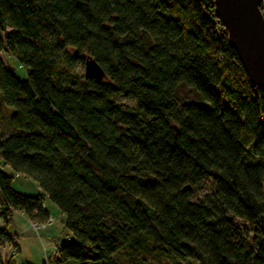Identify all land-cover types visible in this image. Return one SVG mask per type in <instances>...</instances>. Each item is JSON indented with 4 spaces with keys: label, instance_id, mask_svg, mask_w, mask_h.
<instances>
[{
    "label": "trees",
    "instance_id": "trees-1",
    "mask_svg": "<svg viewBox=\"0 0 264 264\" xmlns=\"http://www.w3.org/2000/svg\"><path fill=\"white\" fill-rule=\"evenodd\" d=\"M87 56L102 81L80 74ZM44 197L70 235L53 264H264V90L213 0H0L1 217L43 224Z\"/></svg>",
    "mask_w": 264,
    "mask_h": 264
},
{
    "label": "water",
    "instance_id": "water-1",
    "mask_svg": "<svg viewBox=\"0 0 264 264\" xmlns=\"http://www.w3.org/2000/svg\"><path fill=\"white\" fill-rule=\"evenodd\" d=\"M215 13L237 52L247 78L256 88L264 90V0H213ZM87 79L102 81L106 74L93 58L85 59ZM190 190L186 185L184 191Z\"/></svg>",
    "mask_w": 264,
    "mask_h": 264
},
{
    "label": "crops",
    "instance_id": "crops-1",
    "mask_svg": "<svg viewBox=\"0 0 264 264\" xmlns=\"http://www.w3.org/2000/svg\"><path fill=\"white\" fill-rule=\"evenodd\" d=\"M4 54L5 53H3L1 56L6 64ZM13 188H15L17 192L30 197L42 196L43 194L41 188L31 178H28L27 176H24L22 174L15 175ZM42 207L48 211L50 215L49 220H51V222L48 223L44 230H42L41 232L35 230L33 221H30L22 212H15L10 224L7 225L1 217L0 211V228L6 229L8 233H12L15 236L16 243L18 244V252L22 250V240L29 236L38 237L43 245L45 242H47L48 244H46L48 246H51L52 248L60 246L61 244L66 242L65 236L67 232L64 227L65 219L59 208H57L55 204H53L48 198L45 197L42 202ZM59 235H61V237L58 238ZM42 237H44V240L46 241H43Z\"/></svg>",
    "mask_w": 264,
    "mask_h": 264
},
{
    "label": "rangeland",
    "instance_id": "rangeland-1",
    "mask_svg": "<svg viewBox=\"0 0 264 264\" xmlns=\"http://www.w3.org/2000/svg\"><path fill=\"white\" fill-rule=\"evenodd\" d=\"M4 58L6 61V65L7 67H9V69L12 70V72L14 73V75H16L17 77H19L21 80H26L28 79V74H27V70L25 69L24 66H22L18 60L13 57L12 55H9L7 53L4 54ZM76 64H78V70L80 72V74H84V70H85V63L83 62H77ZM180 95L183 96L184 98H189V99H194L197 98L196 94L194 92H191L190 90L183 88L180 91ZM117 100L120 103L123 104H128L130 106H133V100L130 98H125L123 96H118ZM7 172H11L10 168L7 169ZM211 183H205L201 188L198 189V197L202 196L203 194L207 193L208 191L211 190ZM195 199V198H193ZM237 225L240 228H245L248 227V224L244 221H240V220H236ZM45 237V236H44ZM43 241H46L44 240ZM61 237V235L58 236V238ZM252 237V236H251ZM23 242V246H22V250L20 252L17 253L16 255V261L20 264L23 263H28V264H41L44 261V247L46 248L47 251H51L53 248L51 246H48L47 242L43 243L38 239V237H32L29 236L27 238H24L22 240ZM47 243V244H46ZM144 259L145 262H143L142 264H174L171 260L169 259H159V258H155L153 255H148V254H144V256H139L137 259H130L128 255H126L125 259L123 260L124 262L122 264H141V260Z\"/></svg>",
    "mask_w": 264,
    "mask_h": 264
},
{
    "label": "built area",
    "instance_id": "built-area-1",
    "mask_svg": "<svg viewBox=\"0 0 264 264\" xmlns=\"http://www.w3.org/2000/svg\"><path fill=\"white\" fill-rule=\"evenodd\" d=\"M261 11L264 16V3L261 5ZM50 222L51 220L44 222L43 224H38V223L33 222V226L35 230L41 232L42 230H44L46 225ZM9 238L12 239L13 242L11 241V243H6L5 246H0V255H2L3 259L9 258L14 250V242H16L15 236L12 233H9ZM66 240H70L69 233H67L65 236V241ZM57 250H58V246L53 248L51 251H47L46 248L44 247V250H43L44 261L42 262V264H53L54 259H56L58 255Z\"/></svg>",
    "mask_w": 264,
    "mask_h": 264
}]
</instances>
